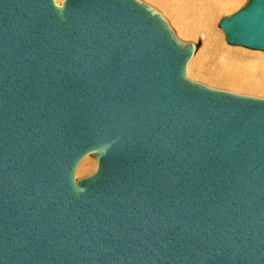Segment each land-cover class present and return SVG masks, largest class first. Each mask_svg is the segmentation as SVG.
Instances as JSON below:
<instances>
[{
    "label": "water",
    "instance_id": "95a60500",
    "mask_svg": "<svg viewBox=\"0 0 264 264\" xmlns=\"http://www.w3.org/2000/svg\"><path fill=\"white\" fill-rule=\"evenodd\" d=\"M102 1L0 0V264H264V98L191 79L152 5ZM218 27L264 52V0ZM234 182L239 234L206 223Z\"/></svg>",
    "mask_w": 264,
    "mask_h": 264
},
{
    "label": "rangeland",
    "instance_id": "374dc122",
    "mask_svg": "<svg viewBox=\"0 0 264 264\" xmlns=\"http://www.w3.org/2000/svg\"><path fill=\"white\" fill-rule=\"evenodd\" d=\"M61 1L56 3L59 5ZM142 1L158 9L185 43L197 45L201 41L188 65L191 79L214 88L264 98V52L230 46L218 27L223 17L234 14L247 0ZM208 11L212 13L210 17ZM96 164L93 157H85L77 168L76 178L93 173Z\"/></svg>",
    "mask_w": 264,
    "mask_h": 264
},
{
    "label": "bare ground",
    "instance_id": "6f19581e",
    "mask_svg": "<svg viewBox=\"0 0 264 264\" xmlns=\"http://www.w3.org/2000/svg\"><path fill=\"white\" fill-rule=\"evenodd\" d=\"M96 2H98L99 4H103L102 0H96ZM210 14L212 13L208 11L207 16L209 15L210 17ZM160 32L162 31L160 30ZM235 47H241V46H235ZM197 49L198 46L196 45L195 53ZM171 50L173 51V49ZM252 51H257V50H252ZM235 188H237L235 187V182L231 183L230 185L221 184L217 186L215 190L210 194L208 201L211 204L212 208L210 209V214L206 221V223L209 225L210 228L217 226V228L221 230L223 229L236 230L238 231L237 234H239L240 231L243 230L242 229L243 227L247 228L254 225L251 207L250 206L247 207L245 204L248 203L244 202V200L242 203L238 201L239 199H241V197H239L240 195L237 193V189ZM236 197L238 198V200H236ZM252 229L255 232L257 231V229L254 227ZM263 244H264V238L258 241L254 254L256 255L257 252V255L253 257L254 260L259 261V263L264 261V250L259 251L257 250V248Z\"/></svg>",
    "mask_w": 264,
    "mask_h": 264
},
{
    "label": "snow or ice",
    "instance_id": "6c2138e0",
    "mask_svg": "<svg viewBox=\"0 0 264 264\" xmlns=\"http://www.w3.org/2000/svg\"><path fill=\"white\" fill-rule=\"evenodd\" d=\"M58 2H60V0H58Z\"/></svg>",
    "mask_w": 264,
    "mask_h": 264
}]
</instances>
